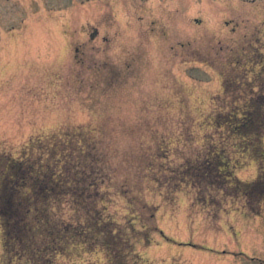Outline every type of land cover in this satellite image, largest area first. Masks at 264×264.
<instances>
[{"label": "rangeland", "instance_id": "rangeland-1", "mask_svg": "<svg viewBox=\"0 0 264 264\" xmlns=\"http://www.w3.org/2000/svg\"><path fill=\"white\" fill-rule=\"evenodd\" d=\"M232 113L253 116L246 146L238 133L225 142L219 120ZM79 126L108 140L117 181L149 203L136 204L144 264H264V0H0V175ZM148 127L168 137L173 165L226 143L234 176L162 189L141 169ZM119 187L104 186L127 223L135 208ZM0 264H11L1 222Z\"/></svg>", "mask_w": 264, "mask_h": 264}, {"label": "trees", "instance_id": "trees-1", "mask_svg": "<svg viewBox=\"0 0 264 264\" xmlns=\"http://www.w3.org/2000/svg\"><path fill=\"white\" fill-rule=\"evenodd\" d=\"M234 116L235 113L230 114L225 122L219 120L220 128L226 125L225 142L238 133L246 146L253 116L246 114L238 122ZM84 128L79 126L80 134L74 139H60L59 145L49 142L43 152L21 159L13 157L3 168L0 222L5 256L11 264H93L89 256L97 251H105L114 261L112 264H144L136 250L139 235L143 234L135 229L140 219L136 204L142 203V208H148L149 203L143 202V194L133 193L127 180L117 181L122 165L119 168L118 164H112L114 151L107 145L108 140L103 147V141L85 134ZM148 129L154 146L149 147L153 151H144L143 163H148V169H141L148 170L157 181L161 179L162 189L164 181L169 192L173 186L190 183L215 184L221 179L217 174L226 179L234 176L226 143L218 149L213 138L209 148H216L206 157L198 154L173 165L171 144L164 131ZM261 130L260 126L259 133L253 131L259 139ZM220 165L229 167L230 171L225 174L216 171ZM105 185H119V192L131 199L135 212L129 222L121 223L112 216L109 210L112 193ZM149 217L145 228L155 225L156 206L152 207ZM132 231L138 236L133 237ZM145 234L150 233L146 230Z\"/></svg>", "mask_w": 264, "mask_h": 264}]
</instances>
